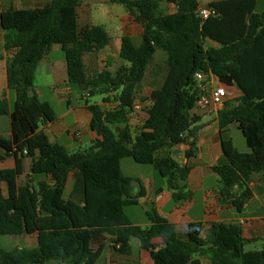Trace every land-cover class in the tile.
Returning a JSON list of instances; mask_svg holds the SVG:
<instances>
[{
    "label": "trees",
    "instance_id": "1",
    "mask_svg": "<svg viewBox=\"0 0 264 264\" xmlns=\"http://www.w3.org/2000/svg\"><path fill=\"white\" fill-rule=\"evenodd\" d=\"M80 1L49 0L42 6L4 9L0 0L3 48L12 51L6 60L7 85L15 91L12 104L5 95L0 98V115H9L12 132L10 137L0 134V161L15 158L13 167L0 169L5 184L0 186V235H37L34 246L0 245V264H95L104 244L94 249L93 236H109L120 253H127L131 239L138 238L153 264H183L194 253H208L212 264H264V248L246 250L238 223L214 222L207 238L200 236L199 223H189L182 238L153 203L145 207L150 224L133 223L125 206L138 204L145 189L138 177L121 169V160L128 156L152 164L175 200L190 196L191 165L182 164L172 149L183 143L185 157L197 155L199 126L193 125L191 111L200 90L194 74L210 71L240 91L238 98L224 102L218 117L221 128L237 123L250 150H238L231 137L223 136L227 162L213 168L220 175V199L238 210L245 206L253 196L249 183L254 174L264 182V7L257 12V0H214L207 7L217 14L202 18L198 0H168L176 5L172 13L163 11L161 0H112L142 24L141 41L136 44L123 35V63L95 73L85 56L104 48L110 35L100 24L79 27ZM206 39L218 44L205 47ZM57 43L64 51L68 83L82 94L88 90L89 95H103L102 102L84 101L90 127L98 135L84 149L70 150L51 141L40 128L56 115L35 90L36 69ZM158 48L167 54V72L161 86L140 97L145 116L132 126L137 92ZM163 150L168 154L160 155ZM25 158L30 159L29 179L19 183ZM70 175L72 195L65 197ZM156 237L163 242L155 244Z\"/></svg>",
    "mask_w": 264,
    "mask_h": 264
},
{
    "label": "crops",
    "instance_id": "2",
    "mask_svg": "<svg viewBox=\"0 0 264 264\" xmlns=\"http://www.w3.org/2000/svg\"><path fill=\"white\" fill-rule=\"evenodd\" d=\"M1 1H2V8L4 9L9 7L19 9V8H32L36 6H42L45 3H47L49 0H1ZM198 1L201 6H207L209 2L214 0H198ZM260 1L261 4L259 3ZM102 3L114 4L117 2H113L112 0H81L80 1V4L77 7V19H78L79 27L96 24L93 22L92 19V7L95 4H99L100 6L102 5ZM259 5L264 6V0H257L256 7ZM161 8L165 13H172L176 11L175 3L170 2L168 0H161ZM105 10L108 12V14H106L105 16L103 15V17L106 18L105 19L106 22L102 26H104L108 31L110 35V39L108 44L104 48L98 51H101L103 54H107V59L110 60V55H114V54H110V51L114 49L116 51L115 55L118 56L122 64L123 59L119 55L121 37L123 35H130L133 38L134 42L136 44H139L141 41L143 26L134 19V16L127 11L126 7L125 10H122L121 13L118 12L113 7L108 8L107 6H105ZM0 31L2 32V38H3V30L1 26H0ZM217 44H218L217 42L212 41L210 39L204 40L205 47L207 45H217ZM52 49L53 46L51 50L44 57H47L51 53ZM158 51H162L163 53L166 54L165 51L158 48L155 51L152 59L154 58L155 54ZM91 52H95V51H91ZM11 54H12L11 50L7 51L3 48V55H2L3 59L1 61L2 62L4 61L5 68H6L7 57L10 56ZM44 57L39 61L38 65L42 63ZM166 58H167V54H166ZM200 60L203 62V58H200ZM64 62H65V69L67 71L66 59L64 60ZM108 68H110V65L108 66ZM60 71H61V67L56 65V67H54V70H52L51 72L52 74H54L55 77H57ZM36 73H37V69H36ZM62 81L66 82L67 79L63 78ZM62 81L61 80L55 81L54 85L61 84ZM143 81L141 82L142 85H143ZM215 82L222 84L226 87L228 91V97L230 93H233V96L235 98L232 100H235L240 96V91L235 85L222 83L221 81L218 80L216 76H215ZM153 89L155 88H151L150 92ZM149 93L144 95H148ZM6 94L7 91L6 89H4V92L1 93L0 96L5 95L8 98ZM77 95L80 99H83L81 98L82 95L81 92H78ZM138 102L139 104L137 105L134 114L137 113L138 116H140V118L137 119V122L135 124L141 123L143 117L145 116V112L141 109L142 103L139 100ZM105 106H110V104L106 103ZM222 107L223 105L221 107H215V106L204 107L196 103V106L192 109L191 113L195 115V122L193 123V125L199 126L197 130V141H196L199 150L196 156L191 158L185 157L183 151L187 148V145L183 143L172 149V150L180 149V151H176L175 153H173L172 151V155L175 158H177L182 164L189 163L191 165V170L188 174V180H187L188 189L190 190L191 193L190 196L183 200H175L172 196V191L167 186L165 178L160 176L153 167L143 166L146 167V169H144L143 171H139L136 174H127L138 177L141 180V183L143 184V187L145 189V194L138 198V202H139L138 205L139 204L141 205L143 215L141 216L134 215V217H131L128 214V216L135 224H139L141 226L149 225L150 221H148V219L146 220L145 218L146 217L145 207L147 206V204L153 203V205L158 210V212L176 226L179 236L182 238L186 237V230L189 223H194V222L199 223V227H200L199 234L203 238H207L211 225L214 222L238 223L243 229V236L245 238V249L246 250L262 249L264 248V182H262L261 180L262 178L261 175L259 173L254 174L252 180L249 183L250 187L253 190V196L241 210L236 209L230 202L220 199V192H219V188L221 185L220 175L214 170L213 167L218 164H223L227 162V157L223 151L221 144L222 137L223 136L231 137L235 145L233 130L239 129L236 122H233L224 128L220 127L218 111ZM71 114H73L75 119L74 128L69 127L67 125V121L65 120V118ZM55 115L56 118L53 121L42 122L40 126V128L43 129L48 134L51 141H57L59 143H62L70 149V147L73 146L71 141H67L66 143L59 141L61 139L66 140L64 138L65 133H68L69 139L78 138L77 141H82L84 139V135H88L92 142L95 138L98 137L97 133L94 130H92V128L90 127L91 113L86 108L84 101L77 102L76 99L72 100L71 98H68L67 106L63 108V111L60 114L55 113ZM62 119L63 121H61ZM8 126L9 128L6 131L5 137H10L12 133L10 117H9ZM76 131L80 132L79 137H77L74 134ZM51 136L53 137V140L51 139ZM238 150L242 152H247L250 150V148L246 143V146L244 145V147ZM159 154L162 156L167 155L168 150L160 151ZM14 165H15V158L13 156H8L4 160L0 161V169L6 167H13ZM29 165H30V159L25 158L23 162V169H24L23 173L20 174L18 177L19 183H24L25 181H27V179H29V175H28ZM121 169H122V160H121ZM73 184H74V178L72 175H70L64 191L65 197H70L72 195ZM0 186L5 188L4 182L0 181ZM139 188H140L139 183L138 182L135 183L134 191L137 192ZM19 236L26 237L25 239H27V237L33 236L32 239H35L36 242L33 243V245L31 246H34L37 243V235L35 233L21 234ZM105 237L109 238V236H105ZM153 242L155 244H161L163 240L160 237H156L153 239ZM130 243H131V247L127 253H120L117 251L116 253L117 264H138L140 262L146 264H153V259L151 257L150 252L140 247V241L138 240V238L133 237ZM193 259H199L200 264H212V260L208 253H194L189 258H187L183 262V264H190L191 260ZM170 264H178V263H170Z\"/></svg>",
    "mask_w": 264,
    "mask_h": 264
},
{
    "label": "rangeland",
    "instance_id": "3",
    "mask_svg": "<svg viewBox=\"0 0 264 264\" xmlns=\"http://www.w3.org/2000/svg\"><path fill=\"white\" fill-rule=\"evenodd\" d=\"M261 4V1L259 2ZM105 6L113 7L115 8L118 12H122V10H125V6L121 3H114V4H105L102 3V5L99 6V4H95L92 7V19L93 22L96 24H101L104 25L106 22V18L103 17L108 12L105 10ZM264 6H257L256 11L260 12L262 11ZM2 32L0 31V54L3 55V40H2ZM110 60L107 59V54H103L101 51H95V52H90L87 53L85 58H86V63L87 66L89 67L90 71L92 72H98L102 70L105 67H108L110 65L111 69H116L119 65H121V61L119 60L118 56L115 55L116 51L112 49L110 51ZM47 58V59H46ZM65 56H64V51L61 47L60 44L53 45V49L51 53L47 56L44 57L42 60V63L38 65L37 68V73H36V80H35V90L41 100H47L50 102L52 107L55 110L56 114H60L63 111V108L67 106V100L68 98H71L72 100H75L77 102H83L86 99L89 100L90 102H102L103 95L100 93H95L92 95H89V91L85 90L84 93L81 95L80 99L77 95L79 92L77 88L74 86L70 85L68 81L63 82L62 79L66 78L67 79V71L65 69ZM166 54L163 53L162 51H158L154 58L151 60L148 70L145 76V79L143 81V85L141 84L139 86V90L137 92V98H139L150 92L151 88H156L161 86L163 83V80L165 78L166 72H167V63H166ZM58 65L61 67V71L58 74L57 77L52 74V70H54V67ZM61 80V84H55V81ZM7 77H6V68L4 65V61L2 62L0 60V94L4 92V89L7 91V96L9 98L10 104L13 103L15 99V91L13 89H9L7 87ZM3 95L0 96V98ZM62 97V98H61ZM86 97V98H85ZM61 98V99H60ZM235 97L233 96V93L229 94V97L226 100L234 99ZM62 100V101H61ZM140 116L138 114H134L131 122L132 126L135 125L137 122V119H139ZM67 121V125L69 127H75V122H74V116L73 114L67 116L65 118ZM63 121V119L61 120ZM9 122V116L8 115H0V134L3 136H6V131L8 130ZM233 135H234V141L235 145L238 149H241L246 146V140L245 137L240 129H234L233 130ZM64 138L66 140H59L60 142L66 143L67 141H71L72 145L70 147V150H77V149H84L87 148L91 145L92 141L88 135H84V139L82 141H77L78 138L76 139H69L68 133L64 134ZM51 139L53 140V137L51 136ZM178 155V154H176ZM142 166V167H141ZM153 167L152 164H147V163H140L134 160L132 157H124L122 159V171L125 174H136L139 171H143L146 169V167ZM125 211L127 214H129L131 217H134V215L141 216L143 215V211L141 208V205L139 204H134V205H127L125 206ZM147 220V217H145ZM33 236L27 237H21L19 235H0V245L3 248L9 249L15 246H31L33 243L36 242L35 239H32ZM22 238V239H21ZM93 243V248H97L101 242L104 244V247L101 252V259L98 260L95 264H117V250H115L111 244L112 242H109V238L102 236L100 239H97L96 237L93 236L92 239ZM47 264H64L61 262L57 261H50Z\"/></svg>",
    "mask_w": 264,
    "mask_h": 264
},
{
    "label": "built area",
    "instance_id": "4",
    "mask_svg": "<svg viewBox=\"0 0 264 264\" xmlns=\"http://www.w3.org/2000/svg\"><path fill=\"white\" fill-rule=\"evenodd\" d=\"M217 12L207 6H201L198 9V15L202 18H207L210 15H216ZM195 78L199 84V98L197 104L200 106L208 107L215 106L221 107L228 97V91L222 84L215 82V76L212 72L204 73L202 71L195 72ZM77 137L80 136V132L74 133ZM119 246V243L117 244Z\"/></svg>",
    "mask_w": 264,
    "mask_h": 264
},
{
    "label": "water",
    "instance_id": "5",
    "mask_svg": "<svg viewBox=\"0 0 264 264\" xmlns=\"http://www.w3.org/2000/svg\"><path fill=\"white\" fill-rule=\"evenodd\" d=\"M176 151H180V149H174V150H173V153H175Z\"/></svg>",
    "mask_w": 264,
    "mask_h": 264
}]
</instances>
